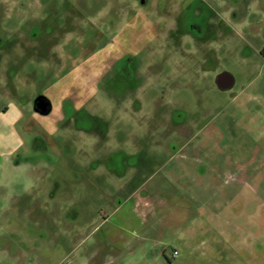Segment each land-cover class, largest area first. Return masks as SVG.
I'll use <instances>...</instances> for the list:
<instances>
[{
    "label": "rangeland",
    "instance_id": "374dc122",
    "mask_svg": "<svg viewBox=\"0 0 264 264\" xmlns=\"http://www.w3.org/2000/svg\"><path fill=\"white\" fill-rule=\"evenodd\" d=\"M262 51L264 0H0V264H264ZM40 95L60 158L4 123Z\"/></svg>",
    "mask_w": 264,
    "mask_h": 264
},
{
    "label": "crops",
    "instance_id": "0c3cea01",
    "mask_svg": "<svg viewBox=\"0 0 264 264\" xmlns=\"http://www.w3.org/2000/svg\"><path fill=\"white\" fill-rule=\"evenodd\" d=\"M49 113L46 115H41L37 113L36 111H33V113L30 114L28 118L27 117L24 118L23 114L21 112H18V114L14 117L13 121L10 119V122L6 123L7 120H5L4 123L8 125L12 124V122L15 123L16 125L19 123L20 130H22V132H24L27 135L29 134L37 135V134H40L41 132H44L45 139H46V147H45L46 151L49 152V154L50 153L57 154V157L60 158L61 156H63L64 149H63L62 144H59V143L57 144L54 138V134L58 132L60 127L62 126L60 125V123L65 120L70 119L71 117L68 118L66 114L63 113L62 107H57L55 112H52L50 114ZM12 135L13 137H17V140H18L17 147L21 148L25 144L22 134L19 132L16 133V131H14ZM36 139L37 138L35 137L34 142L36 143H34V147H38ZM5 152L6 151L4 150V153ZM52 158H53L52 155L49 156L46 163L49 165L51 170H55V169L58 170L61 163L57 162L55 164V161H51ZM149 165L150 164L148 162V159L142 160L139 164H134V163L126 164L125 168L127 170L130 169L131 171L130 178L123 185L117 188L118 190H121L123 186L124 188L127 189V191L129 190V193L131 195L129 194L124 198L126 202H129L130 200L133 199L132 189H133V182L135 178L137 176H140L142 174L143 169H147ZM115 169H116V166H112V165L109 166L108 173L111 174L112 176H118V173L115 172ZM178 169H179L178 178L181 181L186 182V184H188L189 187H192V186L195 187L196 186V178H195L196 172H192V166L190 164H184L183 166H179ZM135 173H136V177H134ZM165 175H167V173H165ZM168 175H170V173H168ZM180 187L182 189H186V188H183V185ZM142 201H143L142 204L144 205L147 204L146 199L143 196L142 197L140 196L136 200V203H135L136 207L135 206L131 207L132 210L130 212H126L125 215L120 214L116 216L118 221H116L117 222L115 226L116 230L111 235V239H109L111 244H114L115 246L121 245V247L122 246L125 247V245L128 246L129 243L131 244L133 241H135V239H137L139 231H141V228H143V225H144L143 219H146L147 217L146 212H141L142 210L139 211V209H137V207L139 206V205L137 206V204H140ZM119 209H120V205L116 206L111 215L116 214V212Z\"/></svg>",
    "mask_w": 264,
    "mask_h": 264
},
{
    "label": "water",
    "instance_id": "95a60500",
    "mask_svg": "<svg viewBox=\"0 0 264 264\" xmlns=\"http://www.w3.org/2000/svg\"><path fill=\"white\" fill-rule=\"evenodd\" d=\"M34 110L41 114L46 115L51 111V102L43 95L38 96L34 100Z\"/></svg>",
    "mask_w": 264,
    "mask_h": 264
},
{
    "label": "flooded vegetation",
    "instance_id": "af4514ba",
    "mask_svg": "<svg viewBox=\"0 0 264 264\" xmlns=\"http://www.w3.org/2000/svg\"><path fill=\"white\" fill-rule=\"evenodd\" d=\"M191 29L193 30V32H197V31L199 32V29L196 25H192ZM225 81H226V79L223 76H222V78L218 79V83L222 86L225 84Z\"/></svg>",
    "mask_w": 264,
    "mask_h": 264
},
{
    "label": "built area",
    "instance_id": "2783aa9c",
    "mask_svg": "<svg viewBox=\"0 0 264 264\" xmlns=\"http://www.w3.org/2000/svg\"><path fill=\"white\" fill-rule=\"evenodd\" d=\"M176 253H177L176 251H173V254H172V256L174 257V256L176 255Z\"/></svg>",
    "mask_w": 264,
    "mask_h": 264
},
{
    "label": "trees",
    "instance_id": "16d2710c",
    "mask_svg": "<svg viewBox=\"0 0 264 264\" xmlns=\"http://www.w3.org/2000/svg\"><path fill=\"white\" fill-rule=\"evenodd\" d=\"M262 53L264 54V51H262Z\"/></svg>",
    "mask_w": 264,
    "mask_h": 264
}]
</instances>
